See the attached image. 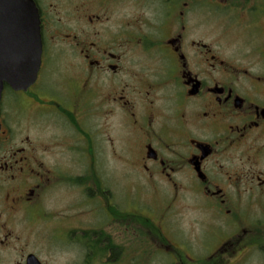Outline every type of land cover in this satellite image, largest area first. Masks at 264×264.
Returning <instances> with one entry per match:
<instances>
[{
    "label": "flooded vegetation",
    "instance_id": "flooded-vegetation-1",
    "mask_svg": "<svg viewBox=\"0 0 264 264\" xmlns=\"http://www.w3.org/2000/svg\"><path fill=\"white\" fill-rule=\"evenodd\" d=\"M33 1L37 78L0 100V264H264V0ZM118 144L165 205L116 191Z\"/></svg>",
    "mask_w": 264,
    "mask_h": 264
},
{
    "label": "water",
    "instance_id": "water-1",
    "mask_svg": "<svg viewBox=\"0 0 264 264\" xmlns=\"http://www.w3.org/2000/svg\"><path fill=\"white\" fill-rule=\"evenodd\" d=\"M42 39L33 0H0V100L5 84L27 89L41 66Z\"/></svg>",
    "mask_w": 264,
    "mask_h": 264
},
{
    "label": "rangeland",
    "instance_id": "rangeland-1",
    "mask_svg": "<svg viewBox=\"0 0 264 264\" xmlns=\"http://www.w3.org/2000/svg\"><path fill=\"white\" fill-rule=\"evenodd\" d=\"M13 95L10 97L5 94V101L8 105H11V101L13 100ZM13 104L11 105L12 108ZM120 145L118 144V156L116 159H112L111 156L107 159V164L102 166V172L106 174H110L116 176V191L121 192V190H132L133 191V202L134 205L145 206L149 210L151 208H156L162 205H165L169 200V195H171L172 188L169 187L165 182H154L147 183L142 181L140 177L133 170L124 163V152L120 149ZM112 178V176H111ZM201 201L191 192L184 190L182 194L178 197H175L170 200V205H177L180 207H185V212L187 215L186 219H183L181 223V228L187 229L191 227L195 223V217L202 218V210H193L191 208L198 209L201 205Z\"/></svg>",
    "mask_w": 264,
    "mask_h": 264
}]
</instances>
